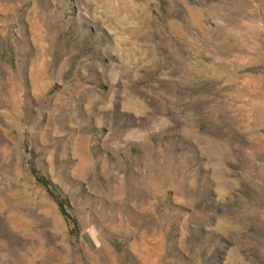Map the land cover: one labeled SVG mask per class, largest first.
<instances>
[{
  "label": "rangeland",
  "instance_id": "obj_1",
  "mask_svg": "<svg viewBox=\"0 0 264 264\" xmlns=\"http://www.w3.org/2000/svg\"><path fill=\"white\" fill-rule=\"evenodd\" d=\"M0 264H264V0H0Z\"/></svg>",
  "mask_w": 264,
  "mask_h": 264
}]
</instances>
